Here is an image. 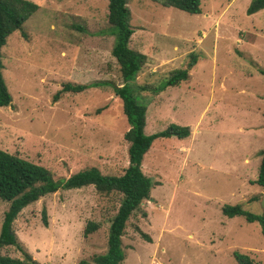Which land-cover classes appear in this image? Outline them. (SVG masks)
Returning <instances> with one entry per match:
<instances>
[{
    "label": "rangeland",
    "instance_id": "374dc122",
    "mask_svg": "<svg viewBox=\"0 0 264 264\" xmlns=\"http://www.w3.org/2000/svg\"><path fill=\"white\" fill-rule=\"evenodd\" d=\"M30 1L40 8L24 25L27 37L17 31L2 49L13 101L0 108V149L46 167L55 179L92 167L123 174L130 126L112 88L54 100L69 82L121 85L109 1ZM250 3L201 0L202 13L191 15L153 0H129L131 47L147 56L133 81L148 109L145 132L175 123L189 126L191 135L156 140L145 156L144 173L155 186L127 225L123 264H238L236 251L264 264L259 223L222 213L227 204L264 211V189L254 184L264 149V75L258 72L264 69V9L249 16ZM192 53L198 62L187 81L158 93L138 91L186 68ZM9 206L0 198V231ZM118 206L119 198L103 197L94 186L59 190L23 209L14 230L38 264H94L108 249ZM90 221L100 228L85 237ZM2 255L24 258L15 246Z\"/></svg>",
    "mask_w": 264,
    "mask_h": 264
},
{
    "label": "trees",
    "instance_id": "16d2710c",
    "mask_svg": "<svg viewBox=\"0 0 264 264\" xmlns=\"http://www.w3.org/2000/svg\"><path fill=\"white\" fill-rule=\"evenodd\" d=\"M108 1V22L111 34L115 36L112 55L120 66L121 85L110 81L90 84L69 82L64 84L62 90L54 96V100L57 101L59 96L65 92L81 93L89 88L111 87L115 95L123 102L124 113L130 126L124 136L129 143V165L121 175L103 174L97 167H92L79 171L67 179H55L46 167L0 149V198L10 203L0 231V264H38L21 246L14 230V222L23 209L59 190H74L87 186H94L103 197L119 198V206L110 221L108 249L106 253L94 257V264H123L126 260L123 236L126 234L127 225L131 217L140 211L142 203L150 199L152 188L155 186L153 180L144 173L145 156L156 140L170 137L184 140L191 135L189 126L175 123L164 131L146 134L148 109L147 105L142 104L137 98L136 93L138 92L133 88V81L145 65L147 56L131 47L135 30L130 24L129 0ZM153 1L191 15L202 13L201 0ZM39 8L38 4L30 0H0V108L10 106L13 101L3 76L2 49L7 44L8 38L15 32L20 31L23 36H26L24 25L37 13ZM263 9L264 0H251L247 15H254ZM78 28L83 30L82 27ZM197 62L198 55L192 53L186 68L174 70L158 86H140L138 91L151 89L153 93H158L168 87L179 86L189 79L190 70ZM258 72L264 75L263 68L259 67ZM260 154L262 161L258 179L254 181V184L264 189V149L260 151ZM253 199L256 200L257 196ZM222 213L229 218L242 216L249 223H259L264 236V211L256 214L246 210L241 204H227L223 206ZM43 223L48 226L46 210H43ZM99 228V223L90 221L84 230L85 237ZM137 230L142 237L150 240V237L139 227ZM9 246L19 248L24 258L2 255V250ZM234 256L238 264H257L249 254L236 251Z\"/></svg>",
    "mask_w": 264,
    "mask_h": 264
},
{
    "label": "water",
    "instance_id": "95a60500",
    "mask_svg": "<svg viewBox=\"0 0 264 264\" xmlns=\"http://www.w3.org/2000/svg\"><path fill=\"white\" fill-rule=\"evenodd\" d=\"M263 206H264V201H263Z\"/></svg>",
    "mask_w": 264,
    "mask_h": 264
}]
</instances>
